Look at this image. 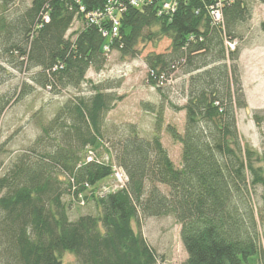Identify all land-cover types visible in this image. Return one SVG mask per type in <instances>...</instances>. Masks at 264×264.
Instances as JSON below:
<instances>
[{
    "label": "trees",
    "instance_id": "1",
    "mask_svg": "<svg viewBox=\"0 0 264 264\" xmlns=\"http://www.w3.org/2000/svg\"><path fill=\"white\" fill-rule=\"evenodd\" d=\"M19 3L0 0V88L13 78L7 68L33 72L32 84L0 95V118L36 86L54 96L82 85L91 90L69 96L0 178V264H64L66 254L74 264H158L134 223L169 216L181 226L183 264H257L253 199L264 170L258 152L243 143L237 117L248 108L238 43L252 18L246 0H224L222 22L211 15L214 0H180L161 17L155 3L129 7L114 39L90 25L72 0H33L22 13ZM84 4L91 12L104 0ZM77 22L81 28L69 35ZM163 39L170 52L146 58L148 82L166 99L161 89L175 87L181 74L186 103H143L155 118L149 136L136 124H110L123 82H94L88 73L102 72L113 52L137 58L142 42ZM167 105L185 113L183 134L171 124L164 129ZM163 131L182 146L180 168ZM116 169L125 183L103 194ZM89 201L98 215L71 220L73 203Z\"/></svg>",
    "mask_w": 264,
    "mask_h": 264
},
{
    "label": "rangeland",
    "instance_id": "2",
    "mask_svg": "<svg viewBox=\"0 0 264 264\" xmlns=\"http://www.w3.org/2000/svg\"><path fill=\"white\" fill-rule=\"evenodd\" d=\"M32 1L21 0V4L17 6L19 13L30 7ZM246 2L252 9V18L243 26V37L238 43L242 49L240 66L248 108L240 110L237 117L243 143L258 152L261 159L258 166L264 170V32L261 30V24L264 22V4L254 0H246ZM80 28L81 24L75 23L69 35L73 36L72 33L79 31ZM170 45L171 42L168 39L159 42L144 41L138 47L137 58L124 59L119 52H113L109 55L107 65L102 72L96 73L91 70L88 73L87 79L94 82L105 80L123 82L120 89L115 91L122 99L107 117L110 124H136L143 136H149L154 130L155 118L143 110V103H155L157 107L162 103L168 104L167 101H173L178 105L186 103L181 94L182 85L186 79L181 74H176L175 87L161 89L166 99L148 82L146 58L149 55L167 54L170 52ZM7 69L13 74V78L0 88V95L26 83L32 84L30 77L33 72L26 74ZM36 88L33 95L14 105L0 118V178L8 168L10 160L32 146L40 135V125L47 123L69 96L82 92L87 94L88 90H91L89 85H82L81 88L68 89L61 95L54 96L38 86ZM255 114L263 117L259 124L254 119ZM164 116V129L171 124L177 127L181 134L184 133L183 113H175L167 105ZM162 143L175 166L180 168L182 146L175 143L165 131L162 134ZM122 183L116 178L111 179L104 186L102 193L110 189L114 190L122 186ZM160 188L165 193L168 192L165 187ZM65 201L70 202V199L65 197ZM253 207L256 217V233L254 232L253 236L256 235L255 242L261 257L257 264H264V187L256 189ZM83 215H98V209L93 202L73 203L70 210L71 220H76ZM134 229L154 248L159 257L158 264H183L187 260L188 255L180 235L181 226L173 216L141 219L139 224L134 223ZM253 258L256 259L258 256L255 255ZM63 262L74 264L76 260L72 255L66 254Z\"/></svg>",
    "mask_w": 264,
    "mask_h": 264
},
{
    "label": "built area",
    "instance_id": "3",
    "mask_svg": "<svg viewBox=\"0 0 264 264\" xmlns=\"http://www.w3.org/2000/svg\"><path fill=\"white\" fill-rule=\"evenodd\" d=\"M72 1L79 5L81 13H86V18L90 25L99 27L103 36H112V39H114L120 34L121 17L129 7L139 9L155 3L158 6V14L161 17L175 12L180 0H104L103 7L95 8L91 12H87L84 4L85 0ZM223 1L214 0L215 5L210 7L211 15L216 22H222ZM230 48L234 49L235 45L231 44ZM104 51L110 53L109 47L105 46ZM114 176L118 181L123 182L122 184L125 183V174L120 170L116 169Z\"/></svg>",
    "mask_w": 264,
    "mask_h": 264
},
{
    "label": "crops",
    "instance_id": "4",
    "mask_svg": "<svg viewBox=\"0 0 264 264\" xmlns=\"http://www.w3.org/2000/svg\"><path fill=\"white\" fill-rule=\"evenodd\" d=\"M243 84H244V82H243ZM183 117H185V113H183Z\"/></svg>",
    "mask_w": 264,
    "mask_h": 264
}]
</instances>
